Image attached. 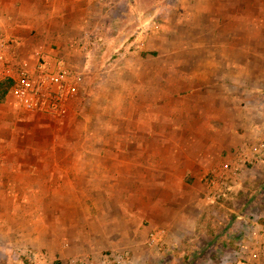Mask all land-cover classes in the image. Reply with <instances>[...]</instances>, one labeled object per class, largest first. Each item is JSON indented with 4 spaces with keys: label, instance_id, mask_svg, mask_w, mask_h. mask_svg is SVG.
Wrapping results in <instances>:
<instances>
[{
    "label": "rangeland",
    "instance_id": "374dc122",
    "mask_svg": "<svg viewBox=\"0 0 264 264\" xmlns=\"http://www.w3.org/2000/svg\"><path fill=\"white\" fill-rule=\"evenodd\" d=\"M21 8L23 16L17 32L34 36L33 44L41 40L47 43L51 38L46 35H51L53 25L62 26L61 38L58 43L49 42V52L45 48L43 53L36 50L38 60L34 65L62 57L83 76L79 92L82 100L74 110L91 108L90 98L93 109H99L100 113H104L108 101L110 108L118 111V116H109L107 112L69 120L67 114L36 110L45 117L40 124L41 147L50 141L126 142L130 120L127 76L123 77L121 72L117 92V87L112 86L115 81L107 83L105 74L112 73L124 61H136V56L153 63L191 62V57H196L194 61L214 62L217 69L223 64L227 72L236 73L241 79L227 88L231 100L242 98L238 105L243 117L233 120L228 114L225 118H214L215 147L208 154L206 177L213 165L224 161L235 143H239V150L231 160H239L240 165L236 164L231 189L216 201L205 197V180L199 184L182 183L185 199L199 195L205 208L201 214L197 208H190L192 220L187 225H195L190 230L174 225L175 219L160 205L164 200V186L160 187V182H139L135 193H129L127 182H108L111 189L119 187L112 197L98 190L95 197H57L56 190V197L52 198L45 195L48 189L64 188V182H48L45 180L48 172L58 171L55 173L62 175L64 169L72 167L58 161L54 166L37 167L31 159L37 154L47 156L51 151L41 149L35 154L17 151L14 156L30 163L24 166L27 175L35 170L40 177L44 175V182H34L44 190L38 193L44 195L24 198L22 214L12 213L9 204L8 246L2 251L0 264H117L114 256L124 250H131L128 264H236L239 259L235 251L246 244L253 229L264 225V155L253 162L242 161L238 155L241 151L247 154V149L252 155L264 139V0H38L37 3L24 0ZM207 10L211 13L207 14ZM82 16L88 18L85 25L81 23ZM31 20L37 26L28 35ZM3 24L0 21V43L6 45V50L14 51L17 41L22 47L31 48L32 40L26 37L24 43L17 34L10 35ZM196 47L207 49L191 53ZM24 65L28 69L35 67ZM156 89L153 85V92ZM218 94L216 88L217 97ZM152 108H159V101H153ZM243 118L244 125L236 124ZM147 121L152 135L161 131L174 136L179 131L188 134L195 130L203 135L193 119L153 117ZM25 140L21 138L20 143ZM74 151L73 147L53 152L60 158L64 154L73 158ZM204 157L207 159V154ZM29 184L32 186L33 182ZM144 203L147 212L134 213V208L143 207ZM161 228L168 237L156 247H149L147 240L151 233ZM262 258L248 264H264Z\"/></svg>",
    "mask_w": 264,
    "mask_h": 264
},
{
    "label": "crops",
    "instance_id": "0c3cea01",
    "mask_svg": "<svg viewBox=\"0 0 264 264\" xmlns=\"http://www.w3.org/2000/svg\"><path fill=\"white\" fill-rule=\"evenodd\" d=\"M37 2L38 0H31V3ZM23 5L24 0H0V21L4 23L5 27H8L10 35L17 34L16 37L23 38L24 43L28 38L32 40L31 44H33L34 36L27 37V35L17 32L20 31L18 28L23 16V8H21ZM9 6L12 7L11 10L7 8ZM37 11L40 12L38 9ZM208 13H211L210 10H207ZM37 15L39 16V14ZM33 16L31 12V17L33 18ZM80 19L82 25L88 22V18L85 16ZM36 26L37 23L35 24L31 20V26L27 28L28 35L30 33L28 31ZM53 27L51 35L47 34L46 37H50L52 43H58V38H61L62 35L60 34L62 26L59 27L55 23ZM50 41L45 43L41 40L39 43L31 45V48L22 47V44L19 45L17 41L16 47H13L14 51L8 52L9 64L1 69L9 71V74L15 77L17 69L24 68V63L31 68L34 67L38 60L36 53L40 51L43 53L44 48L49 52ZM205 49L207 48H193L191 53L195 51L199 53L198 51ZM135 58L136 61L131 63L124 61V64L115 67L112 73H107L104 76L107 83L115 81L112 86L117 87V92H119L122 76H127V117L130 120L128 140L124 143L81 141L78 144L77 141L72 143L50 141L41 147L43 132L40 130V124L44 122L45 117L36 110L17 104L11 93L7 95L4 102H0V257L4 256L2 251L5 246H8L7 208L9 204L12 205V213L22 214L24 198L44 195L38 193L44 192L41 190L42 187L39 184L35 186L36 183L44 180V175L40 177L39 170H37L38 175L36 170L31 173L32 175H27L29 173L24 169V166L28 161H25L23 157L14 156L17 151L23 153L31 151L32 154L41 149L47 152L51 151L47 156L37 154L31 159L32 165L37 167L40 165L50 167L59 164L58 162L72 167V170L64 169L63 172H65H62V175L56 174L58 171H55L56 173L48 172L45 178L48 182H64V188L57 189L58 187L51 186L45 194L48 197H56L57 192V197H95L97 190L104 196L112 197L115 195L113 191H117L119 187L116 189L114 186L111 189L108 186L109 183L127 182L129 193H135L139 182H160V187L162 184L164 186V200L160 201V205L168 212L167 215L169 214L175 219L174 225L180 224L183 226L182 229L195 227L194 224L191 227L187 225L192 220L190 215L192 209L190 208H197L196 210L200 214L205 208L203 209L201 206L202 198H198L199 195L192 197L193 202L191 198L188 201L185 199L182 183L191 181L199 184L201 180H205L208 154L215 147L214 118L216 116L225 118L228 114L233 120L243 117L238 105L242 98L231 100L227 88V86H232L231 82L241 81L240 76L227 72L223 64L217 69V64L207 59L194 61L196 57H191V62L175 63L168 61L153 63L139 56ZM121 72H123L122 76ZM3 76L0 75V79ZM81 85L82 83L77 85L75 96L69 101L67 113L69 120L97 117L107 112L109 116H118V111L110 108L109 101L104 113H100L99 109H93V101L90 98H88V105L91 108H85L78 112L74 110L78 101L82 100L79 94ZM153 85L157 87L154 92ZM216 88H219L218 97ZM114 90L116 88L111 89V93ZM173 95H177V97H173ZM153 101H159V108H152ZM153 117L193 119L195 127L197 125L200 130L202 128L203 135H200L196 130L188 134L179 131L174 136H167L165 132L156 131L152 135L147 119ZM190 122L192 123V121ZM244 123V118L240 122H236L239 125H244ZM81 129L82 127H80ZM21 138L26 139L24 144L20 143ZM238 146L239 143L232 144L223 160L234 159V153ZM73 147L75 150L73 158H70L71 154L67 156L64 154L65 157L60 158L53 152L56 149L72 150ZM246 152H249L248 149ZM206 154L207 159L204 157ZM67 157L69 160L65 161L68 159ZM31 181L33 182L32 186L29 184ZM68 183L73 185H68ZM144 196L146 198V193ZM147 209V204L144 203L143 207H135L133 211L138 214L147 212ZM15 228L18 229V226L16 225ZM167 237L165 236V239Z\"/></svg>",
    "mask_w": 264,
    "mask_h": 264
},
{
    "label": "built area",
    "instance_id": "2783aa9c",
    "mask_svg": "<svg viewBox=\"0 0 264 264\" xmlns=\"http://www.w3.org/2000/svg\"><path fill=\"white\" fill-rule=\"evenodd\" d=\"M8 52L6 45L0 43V75L11 77L14 80L10 93L16 103L28 109H44L66 115L69 101L74 96L77 85L82 82L83 76L72 69L65 59L55 57L39 61L32 69L20 67L15 77H12L9 71L1 69L9 64ZM251 153L252 155H249L241 151L238 155L242 161H256L259 156L264 155V139ZM237 163L240 165L239 160L229 159L213 165L210 174L205 178L206 198L216 201L228 193L236 176ZM165 236L166 230L158 229L151 233L147 245L151 248L156 247L164 241ZM129 255V251L124 250L114 256V260L117 264H128ZM263 256L264 225H261L253 229L246 244L235 251V257L239 259L236 264H248Z\"/></svg>",
    "mask_w": 264,
    "mask_h": 264
},
{
    "label": "trees",
    "instance_id": "16d2710c",
    "mask_svg": "<svg viewBox=\"0 0 264 264\" xmlns=\"http://www.w3.org/2000/svg\"><path fill=\"white\" fill-rule=\"evenodd\" d=\"M14 80L11 77H3L0 79V102L6 100L7 95L12 91Z\"/></svg>",
    "mask_w": 264,
    "mask_h": 264
}]
</instances>
